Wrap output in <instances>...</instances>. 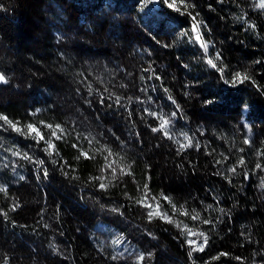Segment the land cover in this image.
I'll list each match as a JSON object with an SVG mask.
<instances>
[{"label":"trees","instance_id":"1","mask_svg":"<svg viewBox=\"0 0 264 264\" xmlns=\"http://www.w3.org/2000/svg\"><path fill=\"white\" fill-rule=\"evenodd\" d=\"M157 2L0 0V114L22 129L0 120V264H264V9ZM193 17L223 73L191 39ZM236 72L250 79L226 83ZM159 116L175 139L151 130ZM182 133L193 146L178 151ZM145 184L151 209L137 203ZM189 231L208 237L191 257L187 241L204 238Z\"/></svg>","mask_w":264,"mask_h":264},{"label":"snow or ice","instance_id":"2","mask_svg":"<svg viewBox=\"0 0 264 264\" xmlns=\"http://www.w3.org/2000/svg\"><path fill=\"white\" fill-rule=\"evenodd\" d=\"M147 2H149V0H141V3L142 4H146ZM151 2H157V0H151ZM164 3L167 4V7L169 8H176V5H175V2L173 0V2H169V0H163ZM181 3H183V0H181ZM194 7V5H192ZM189 7V5L185 4V8ZM254 7H257V8H260V9H264V0H259V2L257 4L254 5ZM176 10H179V9H176ZM195 17H193V26H192V33H194L193 36H191V39H193L194 41L196 42H199L200 44V47L204 50L205 52V57H206V63L208 65H210L212 68L214 69H217V71L223 73V68L221 67H218L217 63L214 62L215 61H219L221 59L220 57V54L217 53L216 56L214 58H210L208 57V47L209 45L203 41L202 37H201V34L199 32V24L195 22ZM251 27H255V25H251ZM184 35H189V33L185 32ZM151 66H149L148 69H145V71H151ZM153 75L155 76V73H153ZM152 77H149V79H151ZM156 79H160L159 76H156L155 77ZM141 79H143V77H141ZM250 79V76L247 75L246 73H241V72H236L233 74V77L231 79V81H226V83H230L232 84L233 86L236 85V84H241L247 80ZM7 79L5 77V75L3 73H0V83H7ZM105 91H107V89H105ZM165 91L167 92L168 90L165 89ZM88 94L91 95L92 94V88H91V85H89V91H88ZM114 98V102L115 104L117 105H120L121 104V97L119 96H114V94H109L107 97H105L103 94H101L100 96V103L101 104H104L105 100L106 99H113ZM169 100L172 101V103H176L175 100H173V98L171 96L168 97ZM129 100H131V98H129ZM210 102V101H209ZM111 105H109L110 107ZM177 109L179 110V105H177ZM37 111H39L37 109ZM145 111L147 112L148 110L145 109ZM149 115L151 116H157L158 114L157 113H154V112H148ZM177 115L176 112H173L172 113V117H175ZM159 119H160V124L158 127H153L151 130L153 132H163V135L168 138V139H175V137L170 133L169 131V127L171 125V119L170 118H167V117H164V116H159ZM0 120L4 121V124L10 126L12 128L13 131H16V132H21L22 129L20 127H18V122L14 123L13 121L9 120L7 116H4L2 114H0ZM42 124L44 122H41ZM0 127H2V125H0ZM27 129H28V135H32L33 133L35 134V136L33 137L34 139H38V140H44V135L41 134L40 130L33 124L29 123L27 126ZM45 127H48V128H52V125H45ZM56 129H59L61 133H63V128L60 126V125H56L55 126ZM245 127H247V125H245ZM184 138V141H186V143H181L179 140H176V143L179 144V149L178 151H183L185 148H188V147H191L193 146L192 145V138L188 136L187 133H182L181 134ZM52 136L53 137H56V139H60L61 137L57 135V132L56 131H52ZM89 143H91V140L89 141ZM244 143L245 144H250L251 141L249 140V138H245L244 139ZM46 145L47 147L45 148V151L49 153V155H51L54 151H55V145L53 144L52 140L49 139L46 141ZM73 147H76V145H73ZM195 147L199 148L200 145L199 143L197 142ZM107 152H108V156L105 157V160H106V167L107 168H110L111 169V172H112V176L113 178L115 179L116 178V175H117V169L115 167H113V164L115 163L114 161H109V157H111L113 154L111 152V150L109 149H105ZM241 151H243V149H241ZM13 155H20L19 152H14ZM257 155H260L262 157H264V152H257ZM81 156H83L84 158L86 159H89V158H94V157H89L88 156V153L86 152H81ZM24 159H30V157H28L27 154H24L23 156ZM55 163V161H53ZM44 162L41 160V161H37V164L38 166L39 165H42ZM217 163H221V161H217ZM245 164V161L243 159V157H241L238 161V164L237 166H241V165H244ZM256 168L257 169H262L264 170V165H261L260 163H257L256 164ZM103 171V169H102ZM229 173L231 174H236V166L230 168L229 170ZM43 172H44V176L45 178L47 177L48 175V171L47 169H43ZM120 174L121 175H127V174H130L129 172H126L124 168H121L120 169ZM65 175H67V173H65ZM244 177L245 179L248 178V173L245 172L244 173ZM21 179H23V177H21ZM92 179H99L101 180L102 182L99 184V188L100 189H106L108 187V185H106L103 180H104V177L101 176V177H95V178H92ZM147 187L148 185L145 184L144 185V189H145V195L144 197L141 198V200H138L137 203L138 204H141L142 206L144 207H147L149 209L152 208V204L150 203H147L146 201L148 200V194H147ZM261 187H264V180H262L261 182ZM0 191H4L6 193V188L4 187H0ZM154 199V198H153ZM165 199H167L165 197ZM19 205H14L13 208L11 210H15L16 207H18ZM158 207V205H157ZM113 211H118V209H113ZM223 211V210H222ZM0 214H3V215H7V213H0ZM159 213H154L152 211H149L148 212V218L149 220H151L154 215H158ZM193 219H199V214H196L192 217ZM204 223H209V221L205 220L203 221ZM188 235L189 236H192V235H198V236H201L204 238L203 240V243L201 244H197V242L195 240H188L187 243L190 245V246H194L192 248V251L189 252V257L192 256V252L194 251H203L205 246L207 245L208 243V237L205 236V234L203 232H199V233H194L192 231H189L188 232ZM151 255V254H149ZM221 255H228L227 253H221ZM113 259H116V257H113ZM145 259L144 255L141 254L139 257H137V264H141V262ZM213 259H216V257H214ZM237 260L241 259L240 257H237L236 258ZM5 264H7V261L5 260Z\"/></svg>","mask_w":264,"mask_h":264},{"label":"rangeland","instance_id":"3","mask_svg":"<svg viewBox=\"0 0 264 264\" xmlns=\"http://www.w3.org/2000/svg\"><path fill=\"white\" fill-rule=\"evenodd\" d=\"M153 5L154 6H157L158 5V2H153ZM199 43V42H198ZM57 101V100H56Z\"/></svg>","mask_w":264,"mask_h":264}]
</instances>
